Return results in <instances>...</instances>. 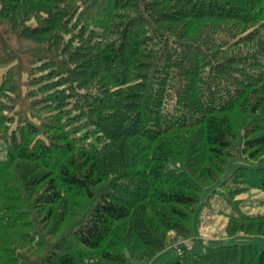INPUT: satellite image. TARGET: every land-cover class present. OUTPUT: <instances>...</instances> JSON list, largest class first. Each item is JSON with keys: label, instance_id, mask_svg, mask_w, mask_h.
I'll return each instance as SVG.
<instances>
[{"label": "trees", "instance_id": "trees-1", "mask_svg": "<svg viewBox=\"0 0 264 264\" xmlns=\"http://www.w3.org/2000/svg\"><path fill=\"white\" fill-rule=\"evenodd\" d=\"M186 19L233 24L202 26L190 38L174 27H188ZM0 134L12 139L0 169L10 176L24 163L32 206L45 209L36 223L24 209L5 214L3 190L12 189L2 187L0 264H79L76 252L47 241L64 221V193L79 190L92 201L72 233L80 250L123 264L110 249L125 220L142 244L163 250L148 213L170 229L202 195L191 171L168 166L174 157L210 164L240 149L256 165L232 171L255 179L236 178L264 190V0H0ZM101 138L107 147L121 142L119 159L108 151L113 176L97 157ZM206 173L214 179L211 166ZM22 226L25 250L5 236ZM37 244L48 246L38 259L29 255ZM246 248L264 264V247L254 243L209 245L163 264H218L209 257Z\"/></svg>", "mask_w": 264, "mask_h": 264}, {"label": "rangeland", "instance_id": "rangeland-1", "mask_svg": "<svg viewBox=\"0 0 264 264\" xmlns=\"http://www.w3.org/2000/svg\"><path fill=\"white\" fill-rule=\"evenodd\" d=\"M164 9L166 8L164 7ZM184 22L188 23V27L185 26L183 22L179 23L178 21L174 27L179 30L184 29L186 36L190 38H193L196 30L198 31V28L202 26L210 24H221L226 26L227 23H229V25L233 24V22H219L212 19H186ZM193 27H195V30L192 29ZM234 28L237 31L241 29L235 25ZM187 33L189 34L187 35ZM252 43L255 42H244V44L238 45L235 51L247 50L249 48L248 46H252ZM31 79L32 77L28 79V83L30 82L28 86L35 82V80ZM37 88L38 86H31V88H28L30 91L29 93L31 95L32 93L33 95H36L33 99H36L38 100V103L43 104L41 101L42 99H40L41 97L37 96ZM189 129L197 130V127ZM102 140L104 139L101 138L98 143L99 153L97 157L101 162L102 169L106 171L109 169V173L111 174L109 175L113 176L114 170L112 168L113 166L110 167L111 159L108 155V151H111V153L116 155L115 158L119 159L118 150L121 146V142L117 141L116 145L111 144V146L107 147L106 143L102 144ZM11 141L12 139H10L8 135L0 134V157L5 156L6 142ZM105 146L106 150L103 149ZM183 147L185 146L183 145L182 148ZM185 155L186 152L180 157H174L173 160L169 161L168 166L175 169H180L183 166L191 171L202 189L200 202L195 206L194 210H191L188 218L179 219L172 216L173 226L170 229H167L162 225L155 214L148 213L147 220L149 226L161 236L166 243V247L160 251L142 244L132 231L130 221L125 220L124 223H119V225L124 224V230L120 231L122 237H118L117 239L113 236V242L115 243L110 250L114 253H118L122 257L123 264H163L180 253L184 254L190 252L191 254H194V252L205 251L206 247L209 245L254 243L264 247V233H262L263 230L261 226L264 219L255 220L244 218L242 220V218H239L240 214L245 217H264V190L249 184V181L246 183L241 179H237L236 177L240 172L242 173L241 175H243L244 180H251V178L254 180L255 178L251 177L248 172L244 173L240 168L238 169V172H235L236 168L232 171L231 167V165L233 166L237 163H241V165H256V160H251L244 154L240 153V149L236 154H232L231 156L228 154L222 158V160H214L210 164L202 163L199 165L198 161H186L187 158ZM24 165V163L16 162L14 166L8 170L10 176H6L5 171L0 169V191L3 190L2 187L12 189L11 191L7 190V192L3 190L5 195L9 194V197L5 201L3 200L2 203L7 206L10 205L8 207L9 210H5L4 213L12 215L15 214L17 210L24 209L26 212H32L33 216L35 215L37 220L35 218L33 220L35 221L34 223H36V221L38 222V218L45 214V209H41L40 206H37V208L32 206V200L35 197L34 192L36 191V188H33L29 182L25 180V173H20L21 171H19V169H23ZM208 165L212 167L214 179L210 178L212 176H207L206 167ZM42 172L43 170L37 169V174H41ZM18 176H20V179ZM144 183L146 186L147 184L145 181L143 184ZM147 188H149V186H147ZM130 198L136 197L130 196ZM64 199L66 215L64 221L56 227L53 235L47 236V241H50L48 242L50 243L49 246H53L52 243L57 240L55 247L72 250L76 252L81 259L83 258L79 264H120L100 258L98 252L80 250L81 248H79L77 242L72 239V233L84 219L92 201L82 190L64 193ZM151 200L152 199L149 197L143 199L144 202ZM28 202L29 204H27ZM159 207L163 209V206ZM25 231V228L22 226L16 227L13 231H8L6 235L4 233L2 234L5 236H11V241H13L14 244H16L15 242L17 241V246L21 245L24 247L23 250H25L28 246V243L24 240ZM44 233L46 232L44 231ZM60 237H64L63 240L59 241ZM102 246L105 249L107 247L105 244ZM45 247L48 246L45 244H37V248L31 249L29 255L31 257L37 256L38 259L40 255L46 253ZM251 253L252 250H249L248 248L242 253L240 250L234 251L233 249H229V251L211 255L209 259L215 260L218 264H221L224 261V263L229 261L227 264H234V261H239L241 264H255V261L251 257ZM227 255L228 259L227 257L224 258V256Z\"/></svg>", "mask_w": 264, "mask_h": 264}]
</instances>
